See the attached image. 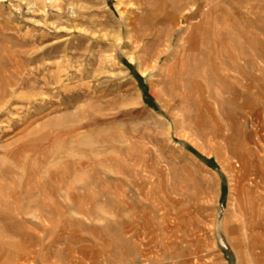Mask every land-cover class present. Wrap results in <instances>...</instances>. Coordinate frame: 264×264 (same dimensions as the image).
<instances>
[{"label":"rangeland","instance_id":"374dc122","mask_svg":"<svg viewBox=\"0 0 264 264\" xmlns=\"http://www.w3.org/2000/svg\"><path fill=\"white\" fill-rule=\"evenodd\" d=\"M137 1L0 0V264H264V0Z\"/></svg>","mask_w":264,"mask_h":264},{"label":"bare ground","instance_id":"6f19581e","mask_svg":"<svg viewBox=\"0 0 264 264\" xmlns=\"http://www.w3.org/2000/svg\"><path fill=\"white\" fill-rule=\"evenodd\" d=\"M128 0H126V2H127ZM140 3H141V1L142 0H138ZM137 1V2H138ZM143 2V1H142ZM149 3V2H148ZM139 4V3H138ZM199 31V30H198ZM191 32H192V30H191ZM190 32V33H191ZM194 32V31H193ZM194 34V33H193ZM196 34V33H195ZM195 34L194 35H192L191 34V36H192V39H190L191 41L190 42H188L189 44V48H191V45H193V42L194 41H192L193 40V36H195ZM189 35L190 34H188V37H189ZM191 36L189 37V38H191ZM187 37V38H188ZM186 38V39H187ZM196 38V37H195ZM194 38V39H195ZM199 38V37H198ZM185 39V40H186ZM187 42V41H186ZM211 42V41H210ZM203 46V50H202V48H201V46H200V43H199V45H194L193 46V51H192V53H190V56H189V59L188 60H186V61H180L181 62V70H183V72H182V74L180 75L182 78L181 79H183V81L186 79V77H187V79H190L191 78V75L193 74V71H194V73L195 72H197V71H199V70H202V72H203V75L202 76H209L210 74V67H212L213 68V63H214V57H215V53L214 54H212V50H210V47L208 46V45H206V44H202ZM210 45V44H209ZM211 45H212V43H211ZM192 49V48H191ZM187 50V53L189 52V50L190 49H186ZM224 61V60H223ZM2 62V59H0V63ZM221 62V61H220ZM223 64V63H222ZM1 65V64H0ZM224 65V64H223ZM248 66V65H247ZM4 67V66H3ZM178 67V65L176 66V68ZM1 69V68H0ZM5 69V68H4ZM1 71V70H0ZM208 71H209V73H208ZM2 73H4L3 71H2ZM13 75V74H12ZM198 75V74H197ZM198 77H199V75H198ZM197 77V78H198ZM196 79V78H195ZM201 79H203V78H201ZM205 80H206V78H205ZM204 80V81H205ZM209 80V79H208ZM22 81V80H21ZM187 81H189V80H187ZM192 81H193V79H192ZM203 81V80H202ZM207 81V80H206ZM210 82V81H209ZM208 82V83H209ZM181 83H183V82H181ZM185 83V82H184ZM193 83H194V81H193ZM192 83V84H193ZM207 83V82H206ZM16 83L15 82H13V79H11V78H9V77H7V76H5V77H2V75L0 74V120H1V118L3 117V116H5L6 115V113H5V110H6V108H7V106L10 104V102L12 101V97H13V89H14V85H15ZM191 84V83H190ZM207 85V84H206ZM185 86V85H184ZM208 86V85H207ZM35 89V88H34ZM15 98V97H14ZM13 98V99H14ZM11 106V105H10ZM9 108V107H8ZM11 109V108H10ZM13 111V110H12ZM11 112V111H10ZM5 113V114H4ZM233 120V119H232ZM1 122V121H0ZM7 122V121H6ZM11 123V122H10ZM1 125V124H0ZM2 126V125H1ZM4 129V128H3ZM3 131V130H2ZM1 132V131H0ZM7 133V132H6ZM250 143V142H249ZM261 151V150H260ZM259 151V152H260ZM21 152V151H20ZM262 152V151H261ZM14 153H16V151L14 152ZM256 153H257V151H256ZM255 153V154H256ZM12 155H14V154H12ZM259 155H260V153H259ZM6 156V155H5ZM262 156V155H261ZM261 159H262V157H261ZM260 159V160H261ZM256 160V159H255ZM263 160V159H262ZM253 161L254 160H252V162L251 163H253ZM254 162H256V161H254ZM255 164V163H254ZM258 164H259V161H258ZM11 170V169H10ZM249 171H250V169H249ZM261 172V171H260ZM263 175V174H262ZM260 181V180H259ZM258 181V182H259ZM261 183V182H260ZM259 183V184H260ZM255 187V186H254ZM260 190V189H259ZM260 191H262V190H260ZM263 193V192H262ZM34 263V262H33Z\"/></svg>","mask_w":264,"mask_h":264}]
</instances>
